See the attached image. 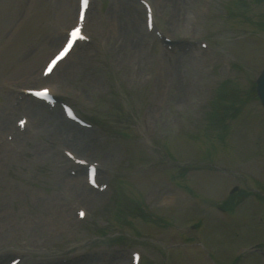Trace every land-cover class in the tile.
I'll return each instance as SVG.
<instances>
[{
	"label": "rangeland",
	"instance_id": "rangeland-1",
	"mask_svg": "<svg viewBox=\"0 0 264 264\" xmlns=\"http://www.w3.org/2000/svg\"><path fill=\"white\" fill-rule=\"evenodd\" d=\"M148 1L161 33L189 47L161 44L147 29L142 0H92L89 41L42 80L43 64L75 21L77 0H0V264L15 254L19 264L89 254L85 264H133L132 251L142 264H203L196 236L205 235L217 262L240 243H264L255 197L231 221L203 204L225 199L234 184L264 196V110L244 96L264 67V0ZM48 82L84 115L100 116L108 131L70 128L21 91ZM112 104L120 115H111ZM228 112L236 115L226 126ZM23 114L26 127L18 130ZM65 150L96 160L104 191L87 185L85 168ZM198 156L245 178L176 167L175 160ZM113 183L116 200L106 206ZM109 222L110 236L129 238L101 242L105 236L94 231ZM255 255L246 263L257 264Z\"/></svg>",
	"mask_w": 264,
	"mask_h": 264
},
{
	"label": "snow or ice",
	"instance_id": "snow-or-ice-1",
	"mask_svg": "<svg viewBox=\"0 0 264 264\" xmlns=\"http://www.w3.org/2000/svg\"><path fill=\"white\" fill-rule=\"evenodd\" d=\"M88 2H89V0H81V4L83 5V6H87L88 5ZM83 18V16H82V14H81V19ZM79 28L77 27V28H75L74 30H73V36H76V35H78L79 34ZM70 44H71V41H69V46H70ZM61 56L63 55V52L60 54ZM60 57L58 56L56 59H59ZM53 64L55 63V60L52 62ZM48 94V90L47 89H44V90H42V91H40V92H37L36 93V95H38V96H46ZM21 124H23V121H21ZM70 155V154H69ZM81 215H83V212H81L80 213Z\"/></svg>",
	"mask_w": 264,
	"mask_h": 264
},
{
	"label": "water",
	"instance_id": "water-1",
	"mask_svg": "<svg viewBox=\"0 0 264 264\" xmlns=\"http://www.w3.org/2000/svg\"><path fill=\"white\" fill-rule=\"evenodd\" d=\"M257 89L260 94L261 100L264 103V71L257 78Z\"/></svg>",
	"mask_w": 264,
	"mask_h": 264
},
{
	"label": "bare ground",
	"instance_id": "bare-ground-1",
	"mask_svg": "<svg viewBox=\"0 0 264 264\" xmlns=\"http://www.w3.org/2000/svg\"><path fill=\"white\" fill-rule=\"evenodd\" d=\"M109 12H111V11H109ZM139 53H141V52L139 51ZM4 123H5V118L0 116V126H3ZM50 130L52 131V129H50Z\"/></svg>",
	"mask_w": 264,
	"mask_h": 264
}]
</instances>
